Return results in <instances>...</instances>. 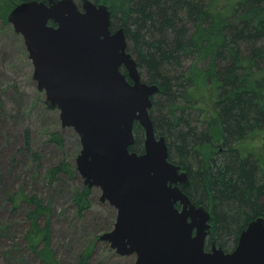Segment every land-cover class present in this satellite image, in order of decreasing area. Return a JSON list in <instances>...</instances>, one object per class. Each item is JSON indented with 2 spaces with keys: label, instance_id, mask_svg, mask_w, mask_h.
<instances>
[{
  "label": "water",
  "instance_id": "95a60500",
  "mask_svg": "<svg viewBox=\"0 0 264 264\" xmlns=\"http://www.w3.org/2000/svg\"><path fill=\"white\" fill-rule=\"evenodd\" d=\"M7 20L24 37L46 104L80 136L77 172L117 210L100 241L135 264H264L263 217L243 229L233 250L207 247L212 214L183 190L188 172L170 161L150 113L159 87L143 81L107 5L24 0ZM136 122L145 134L141 154L130 151Z\"/></svg>",
  "mask_w": 264,
  "mask_h": 264
},
{
  "label": "trees",
  "instance_id": "16d2710c",
  "mask_svg": "<svg viewBox=\"0 0 264 264\" xmlns=\"http://www.w3.org/2000/svg\"><path fill=\"white\" fill-rule=\"evenodd\" d=\"M91 1L109 7L112 27L124 28L143 80L159 87L151 117L157 135L167 140L170 161L188 172L183 190L212 214L207 247L215 242L233 250L243 229L264 218V161L236 146L264 132V0ZM192 64L217 84L215 124L204 120L198 107ZM134 133L131 150L142 153L145 134L137 122ZM208 146L216 152L208 155ZM60 172L75 170L62 164L52 174ZM91 192L84 184L78 198L83 212L90 207ZM43 212L39 205L30 214L26 242L42 261L53 264L46 240L50 222L40 229L31 219ZM8 230L7 224L2 231Z\"/></svg>",
  "mask_w": 264,
  "mask_h": 264
},
{
  "label": "rangeland",
  "instance_id": "374dc122",
  "mask_svg": "<svg viewBox=\"0 0 264 264\" xmlns=\"http://www.w3.org/2000/svg\"><path fill=\"white\" fill-rule=\"evenodd\" d=\"M23 1L0 0V264H43L26 242L30 214L39 205L43 214L31 219H37L40 229L50 222L46 240L53 264H135L134 256H119L99 240L116 221V211L101 202L100 189H92L90 207L85 212L81 209L78 198L84 180L76 170L80 136L73 128H63L59 109L46 104V93L33 77L24 37L7 20ZM199 70L197 64L191 65L198 107L205 112L204 119L215 124L217 84ZM236 146L240 153H253L264 161V132ZM204 151L216 152L210 146ZM62 164L73 166L75 173L54 176L52 171ZM7 224L8 232L2 231Z\"/></svg>",
  "mask_w": 264,
  "mask_h": 264
},
{
  "label": "flooded vegetation",
  "instance_id": "af4514ba",
  "mask_svg": "<svg viewBox=\"0 0 264 264\" xmlns=\"http://www.w3.org/2000/svg\"><path fill=\"white\" fill-rule=\"evenodd\" d=\"M130 151L132 152L133 150H131V148H130ZM139 154H141V153H139ZM101 202L102 203H108V202H103L102 200H101ZM109 204V203H108ZM110 205V204H109ZM110 207H112L111 205H110ZM115 211H116V217H117V210L114 208V207H112ZM111 210V209H110ZM37 256V258L41 261V262H43V264H46L44 261H42L41 259H40V257L38 256V255H36Z\"/></svg>",
  "mask_w": 264,
  "mask_h": 264
},
{
  "label": "bare ground",
  "instance_id": "6f19581e",
  "mask_svg": "<svg viewBox=\"0 0 264 264\" xmlns=\"http://www.w3.org/2000/svg\"><path fill=\"white\" fill-rule=\"evenodd\" d=\"M205 120V119H204ZM204 123V122H203ZM251 134V133H250ZM236 144V143H235Z\"/></svg>",
  "mask_w": 264,
  "mask_h": 264
}]
</instances>
